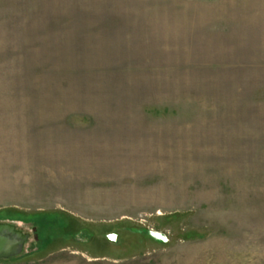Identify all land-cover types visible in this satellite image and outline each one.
Returning a JSON list of instances; mask_svg holds the SVG:
<instances>
[{
  "label": "rangeland",
  "instance_id": "obj_1",
  "mask_svg": "<svg viewBox=\"0 0 264 264\" xmlns=\"http://www.w3.org/2000/svg\"><path fill=\"white\" fill-rule=\"evenodd\" d=\"M2 220L0 264H264V0H0Z\"/></svg>",
  "mask_w": 264,
  "mask_h": 264
},
{
  "label": "water",
  "instance_id": "obj_2",
  "mask_svg": "<svg viewBox=\"0 0 264 264\" xmlns=\"http://www.w3.org/2000/svg\"><path fill=\"white\" fill-rule=\"evenodd\" d=\"M154 235L161 238L163 236L160 232ZM30 238L31 233L21 229L17 224L5 220L0 221V260H8L22 254ZM37 238L36 234L35 239Z\"/></svg>",
  "mask_w": 264,
  "mask_h": 264
},
{
  "label": "crops",
  "instance_id": "obj_3",
  "mask_svg": "<svg viewBox=\"0 0 264 264\" xmlns=\"http://www.w3.org/2000/svg\"><path fill=\"white\" fill-rule=\"evenodd\" d=\"M71 254L72 255H74L75 256V254L76 255H79V256H81V257H83V258H87L89 261L91 260V258H90V256L88 255V254H85V253H82V252H77V251H75V252H71ZM67 259L69 258V257H66ZM72 258H74V257H72ZM56 260V259H55ZM56 261H52L51 263H53V264H57V263H55ZM69 264V263H68Z\"/></svg>",
  "mask_w": 264,
  "mask_h": 264
},
{
  "label": "flooded vegetation",
  "instance_id": "obj_4",
  "mask_svg": "<svg viewBox=\"0 0 264 264\" xmlns=\"http://www.w3.org/2000/svg\"><path fill=\"white\" fill-rule=\"evenodd\" d=\"M38 232V231H37ZM37 232H36V234H37ZM37 239H39V236H38V238Z\"/></svg>",
  "mask_w": 264,
  "mask_h": 264
}]
</instances>
